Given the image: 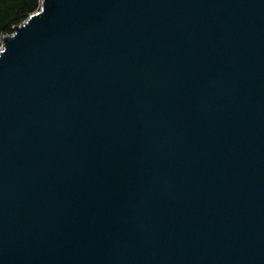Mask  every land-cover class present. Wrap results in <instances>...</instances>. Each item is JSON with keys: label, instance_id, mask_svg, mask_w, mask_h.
<instances>
[{"label": "water", "instance_id": "obj_1", "mask_svg": "<svg viewBox=\"0 0 264 264\" xmlns=\"http://www.w3.org/2000/svg\"><path fill=\"white\" fill-rule=\"evenodd\" d=\"M0 264H264V0H42L5 35Z\"/></svg>", "mask_w": 264, "mask_h": 264}, {"label": "trees", "instance_id": "obj_2", "mask_svg": "<svg viewBox=\"0 0 264 264\" xmlns=\"http://www.w3.org/2000/svg\"><path fill=\"white\" fill-rule=\"evenodd\" d=\"M42 0H0V45L3 37L38 11Z\"/></svg>", "mask_w": 264, "mask_h": 264}, {"label": "built area", "instance_id": "obj_3", "mask_svg": "<svg viewBox=\"0 0 264 264\" xmlns=\"http://www.w3.org/2000/svg\"><path fill=\"white\" fill-rule=\"evenodd\" d=\"M2 44L0 45V48H1Z\"/></svg>", "mask_w": 264, "mask_h": 264}]
</instances>
